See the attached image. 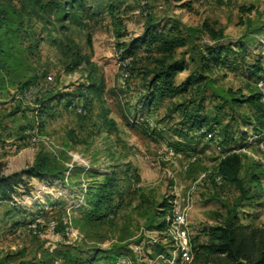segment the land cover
Returning a JSON list of instances; mask_svg holds the SVG:
<instances>
[{"label":"rangeland","instance_id":"374dc122","mask_svg":"<svg viewBox=\"0 0 264 264\" xmlns=\"http://www.w3.org/2000/svg\"><path fill=\"white\" fill-rule=\"evenodd\" d=\"M86 2L90 15L82 25L53 15L24 20L23 39L34 52L26 50L23 66L0 89V174L27 171L41 151L66 169L65 183L24 176L29 192L20 187L14 200L0 199V260L70 264L67 256L80 259L98 249L104 257L117 254V264H175L181 243L172 227H150L165 202L173 203V216L176 209L185 215L190 247L205 242L203 230L231 213L263 225L264 135L254 130L263 108L236 105L229 91L264 94V79L249 70L260 57L264 67V0ZM151 25L187 37L174 56L186 67L176 83L191 84L143 107L149 70L161 56L144 44L124 59L120 44ZM189 27L196 32L189 34ZM211 30L222 34L213 37ZM217 44L233 50L213 58L207 48ZM78 54L88 61L74 67ZM92 82L104 84L102 93L87 89L72 105L58 98ZM197 104L207 117L203 129L184 113ZM229 155L240 158L238 181L219 171ZM106 177L117 214L89 222L87 203ZM180 264H193L192 256Z\"/></svg>","mask_w":264,"mask_h":264},{"label":"trees","instance_id":"16d2710c","mask_svg":"<svg viewBox=\"0 0 264 264\" xmlns=\"http://www.w3.org/2000/svg\"><path fill=\"white\" fill-rule=\"evenodd\" d=\"M109 10L112 12L113 9L109 7ZM44 15H53L59 21L77 22V24L82 25L83 20L90 15V11L87 8L86 0H51L47 3H44V0H0V89L12 80L15 70L23 66L24 60L27 58L25 57L26 50L30 48V53L34 52L32 45L27 49L23 39L24 20L33 16L43 19ZM63 28L64 25H61L59 29L62 30ZM260 29L264 30V28ZM187 31L189 34H194L196 29L189 27ZM210 32L213 37H218L222 34L219 31L211 30ZM186 43L187 37L182 35V33L176 34L174 29H170L167 32L165 29H158V26L151 25L146 28L143 36L133 39L129 43L120 44L124 52V59L135 55L137 50L144 44L149 47L155 45L158 54L161 56L156 67L149 70L148 76L150 78L147 81V94L143 96V107H149L150 104L152 105L157 100H164L183 94L190 87V79L181 84L176 83L177 74L185 70L186 67L184 60H176L174 56L176 50L185 46ZM36 46L38 47V45ZM227 49L228 51L233 50L231 46L227 47L219 44L212 48H207L209 55L213 56V58H219ZM239 50L242 56H245L244 47L241 46ZM87 61L86 56L78 54L73 66L78 67ZM249 70L251 74L263 80L264 67L262 58L260 57L257 61H254L249 66ZM31 84H34V80L23 83L22 87H29ZM103 87L104 84L92 82L81 86L77 93H65L60 95V97L58 96V98H61L60 101L67 99L68 104L72 105L76 97L85 96L87 89H92L100 94L103 91ZM229 94L236 105L240 103L256 104L263 108V120L259 124L254 125V130L256 134L264 135V103L262 102L264 94L257 92L254 95L245 96L232 90L229 91ZM200 107L201 105L197 104L194 109L186 110L184 113L192 127L203 129L207 117L200 115L198 112ZM211 121L213 122L215 119ZM211 129L209 128V131ZM242 138L247 140L243 135ZM219 169L223 179L238 181L240 170L239 156H227L220 163ZM65 170L63 167H58L48 153L41 151L27 171L0 174V199L14 200L15 195L19 194L20 187L25 188L29 192L30 188L28 187L27 179L32 177L49 182L50 180L58 179L65 183ZM106 176H109V174ZM106 178L107 181L105 180L101 183V186L95 187L96 193L87 203L89 209L85 213V217L89 222L104 221L117 214L112 203L114 194L112 178ZM254 180L259 182V177L256 176ZM161 207L160 212L155 214V218H158V221L154 224L155 220L151 219L150 227L152 226L156 230L163 232L172 227L174 206L172 202H165ZM203 232L206 241L198 242L190 247L193 264H264V224L259 226L252 221L245 222L241 220L238 213H231L223 223L207 227ZM96 250L98 251V249H95L94 253L88 257L75 259V257L67 256L68 258L66 257L65 260H68L70 264H98V260L102 258L107 260L105 264H117V254L107 255L112 258V261H110L108 257L100 255ZM114 251H109V254ZM181 260L182 255L180 253L175 264H180ZM0 264L13 263L9 261V258H3L0 260Z\"/></svg>","mask_w":264,"mask_h":264},{"label":"built area","instance_id":"2783aa9c","mask_svg":"<svg viewBox=\"0 0 264 264\" xmlns=\"http://www.w3.org/2000/svg\"><path fill=\"white\" fill-rule=\"evenodd\" d=\"M49 79H52V77H49ZM77 110L79 112H82L84 109L83 107H78ZM55 228L54 225H51V230ZM172 229L177 237V239L180 241V253L182 255L183 260L190 261L191 260V253H190V246L187 241V231H186V218L183 212L180 209H176L174 216H173V223H172ZM55 264H59V261H55Z\"/></svg>","mask_w":264,"mask_h":264}]
</instances>
